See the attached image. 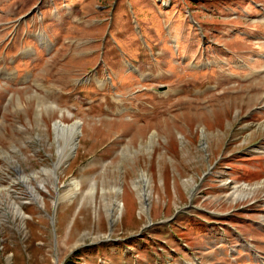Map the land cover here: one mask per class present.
Wrapping results in <instances>:
<instances>
[{"label": "rangeland", "instance_id": "1", "mask_svg": "<svg viewBox=\"0 0 264 264\" xmlns=\"http://www.w3.org/2000/svg\"><path fill=\"white\" fill-rule=\"evenodd\" d=\"M0 264H264V0H0Z\"/></svg>", "mask_w": 264, "mask_h": 264}, {"label": "bare ground", "instance_id": "2", "mask_svg": "<svg viewBox=\"0 0 264 264\" xmlns=\"http://www.w3.org/2000/svg\"><path fill=\"white\" fill-rule=\"evenodd\" d=\"M37 39L41 44H46L45 35L39 34V36H37ZM98 80H100V79H98ZM98 80H97V82H98ZM98 83H100V82H98ZM36 98H38V97H36ZM38 101H39V106L45 104V109H47V110H52L54 108H57V105L55 103L46 104L45 102H43L41 100H38ZM60 113H61V116L63 117L64 111L61 110ZM66 113L68 114L69 112L67 111ZM81 123L82 122L80 120H74L71 123H65L61 119H59V120L54 121V123L52 124V130L54 133V142L56 144V151H55L56 161L53 163L52 167L49 170L52 173L54 179L57 178L58 168H60L61 165L68 160L69 156L74 152V150L77 147V143H78L77 139H78V135L80 133ZM60 140L63 141V144L60 143ZM141 179L143 182V186L140 187L138 182L137 183L135 182L134 186H135V188H138L139 196L141 197L140 200L142 203V207L146 208L147 207V199H148L147 186H148L149 180L146 176H142ZM79 184H80L79 182H76L75 187L78 188ZM92 189H94V188H92ZM115 191L120 192L121 187L117 188ZM121 204L123 206V202L121 203V201H120L119 204L116 203V205L115 204L114 205L116 208H118V206L120 207Z\"/></svg>", "mask_w": 264, "mask_h": 264}, {"label": "water", "instance_id": "3", "mask_svg": "<svg viewBox=\"0 0 264 264\" xmlns=\"http://www.w3.org/2000/svg\"><path fill=\"white\" fill-rule=\"evenodd\" d=\"M77 141H78V139H77ZM110 224H112V222H110Z\"/></svg>", "mask_w": 264, "mask_h": 264}]
</instances>
